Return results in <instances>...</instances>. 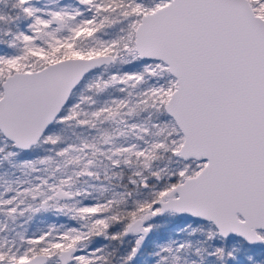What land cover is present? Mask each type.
Returning <instances> with one entry per match:
<instances>
[{"label": "snow or ice", "instance_id": "1", "mask_svg": "<svg viewBox=\"0 0 264 264\" xmlns=\"http://www.w3.org/2000/svg\"><path fill=\"white\" fill-rule=\"evenodd\" d=\"M0 264H264V0H0Z\"/></svg>", "mask_w": 264, "mask_h": 264}]
</instances>
